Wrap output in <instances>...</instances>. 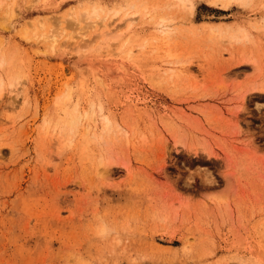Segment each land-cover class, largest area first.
<instances>
[{
    "label": "rangeland",
    "instance_id": "obj_1",
    "mask_svg": "<svg viewBox=\"0 0 264 264\" xmlns=\"http://www.w3.org/2000/svg\"><path fill=\"white\" fill-rule=\"evenodd\" d=\"M177 1H2L0 264H264V0Z\"/></svg>",
    "mask_w": 264,
    "mask_h": 264
},
{
    "label": "bare ground",
    "instance_id": "obj_2",
    "mask_svg": "<svg viewBox=\"0 0 264 264\" xmlns=\"http://www.w3.org/2000/svg\"><path fill=\"white\" fill-rule=\"evenodd\" d=\"M3 0H0V8H1V3H3L2 2ZM12 1H14V0H12ZM179 1V0H178ZM177 1V2H178ZM182 1V4L181 5H183V3L185 4L184 6H186L187 4V2L188 3H190V9H192L193 8V6H192V2H190L191 0H180L179 2H181ZM218 1V0H217ZM228 1V0H227ZM236 1V0H235ZM238 1V0H237ZM241 1V0H240ZM239 1V2H240ZM243 1H245L246 2V0H242L241 2H243ZM5 2V1H4ZM214 2H215V0H214ZM223 2H224V0H223ZM229 3H230V0L228 1ZM216 3V2H215ZM14 4H15V2H14ZM228 5V4H227ZM9 6V5H8ZM93 6V5H92ZM95 6V5H94ZM188 7H189V5H187ZM93 9V11H91V12H87V10L88 9H85L86 11L83 13V14H85V16H84V18H88V19H93L94 17L93 16H95V17H99V15H97V9L98 8H96L95 9V7L94 8H92ZM91 9V10H92ZM189 9V8H188ZM99 10H100V8H99ZM190 11H192V10H190ZM6 12V11H5ZM6 13H8V12H6ZM94 14H96V15H94ZM102 17H104V16H102ZM79 19H80V17H79ZM132 21H134V19H132ZM131 21V22H132ZM77 23V22H76ZM95 22H93V24H94ZM166 25L164 24L162 27H165ZM37 30V29H36ZM51 31V30H50ZM34 32V31H33ZM43 33V32H42ZM42 33H40V34H42ZM45 33V32H44ZM43 33V35L45 36L44 38H48V39H53V41L56 43L57 42V40H58V38H57V32L55 33L54 32V30L52 29V31L50 32L51 34H49V32L47 33V34H44ZM81 33V32H80ZM35 36V35H34ZM40 36V35H39ZM68 36H70L69 38L70 39H68L67 40V42L69 41V40H71L72 39V41H75V42H79L78 43V46L77 47H79L80 45L82 46V43H83V41H85V34H82L81 35V37H80V34H79V36L78 37H80L79 39H77L76 37H77V35H74V34H72V35H68ZM35 37H37V36H35ZM43 37V36H42ZM44 38H42V39H44ZM70 43V42H69ZM74 43V42H73ZM80 48V47H79ZM1 60H2V63H1V60H0V65H4L6 62H4V55H3V59H2V57L0 58ZM6 61V60H5ZM4 62V63H3ZM186 69H188V68H186ZM186 69H184V70H186ZM3 80L2 79H0V101H1V97L3 96V92H4V90H5V84L2 82ZM264 89V88H263ZM77 117H75V119H76ZM81 118V117H80ZM77 119H79V118H77ZM76 119V120H77ZM71 121H73V120H71ZM109 163H105V162H101V168H100V171L102 170V172H104V173H107V172H109ZM99 166V165H98ZM99 169V168H98Z\"/></svg>",
    "mask_w": 264,
    "mask_h": 264
}]
</instances>
